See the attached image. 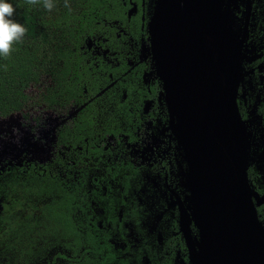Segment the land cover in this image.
Returning <instances> with one entry per match:
<instances>
[{"label":"trees","instance_id":"trees-1","mask_svg":"<svg viewBox=\"0 0 264 264\" xmlns=\"http://www.w3.org/2000/svg\"><path fill=\"white\" fill-rule=\"evenodd\" d=\"M12 2L18 13L14 18L26 26L27 32L23 41L14 46L10 56L0 58L1 119L21 114L33 104V109L37 112L38 108L42 107L40 115L37 116L39 123L47 109H64L73 102L83 104L94 96L95 89L101 84L106 86V76L101 77V72L91 69L94 68L93 63L88 64V61L92 60L84 52L89 40L94 41L106 36L109 29L104 21L110 18L112 12L119 11L120 0H69V8L64 7V0H56V7L51 12L46 11L39 3H30V0ZM42 84H46L44 90L33 100L29 91L34 87H41ZM126 90V100H122L121 95L120 100H113L111 92L92 101L90 106H134L133 116L128 113V117L125 112V117L120 118L126 120L127 128L119 127L121 120L114 119L113 110L88 108L76 125L75 134H64V139L74 138L75 143H78L86 138V151L94 153L98 151L94 146L98 136H131L126 130L129 124H133V118L139 121V106L142 105L143 96L140 89L130 81ZM85 91L88 92L87 97ZM158 96L159 101L153 103L154 111L166 127L169 118L162 85L158 87ZM168 138L171 140V135ZM171 146L173 155L165 156L163 153L156 156L153 167L145 172L135 168L125 159L121 162V167H118L119 173H113V166L108 163L106 156L103 164L108 166L109 175L98 177L99 184L107 187L110 193L114 186L117 196L101 195L98 191L90 194L85 190V180L89 184L92 173L96 174L92 165L96 164L95 158L99 156H85L86 162L82 166H70L61 171L47 165L39 168L33 164L12 168L2 174L6 177L1 176L6 182L5 186L0 185L5 197L2 203L4 221L8 224L10 232L15 231L19 239L28 244L30 251L36 247V236L40 240L44 239L49 230L53 229L69 241L63 244L65 248L75 252H79L81 248L85 249L81 256L84 260L78 264H130L131 259L123 258L118 251H112L109 240L114 234L126 232L123 229H120V233L117 232L120 222L114 211L124 206V217L127 219L128 207L132 202L135 203L136 219L131 220L135 225V232L146 235L147 230L141 223L149 213L146 212L147 208L138 205L134 195V190L137 197L142 195L143 189L152 192V186L146 185L143 174L149 173L154 178L158 175L163 179L167 178L170 189L188 204L186 197L189 193L185 184L181 185L177 173L175 143L172 140ZM79 161L83 163L82 158ZM125 200L128 203H125ZM161 206L162 203L156 205L157 212L163 211L164 207L160 209ZM97 208H103L107 213L101 224L96 221L94 210ZM189 211L192 212L191 207ZM107 222L111 223V228H108ZM157 232L165 239L163 249H158L156 243L152 242V248L156 251L152 256L149 247L143 246L148 254L137 253L134 264H144V257L149 258L151 264H174L177 256L186 264H190L187 246L180 232L177 211L165 216ZM192 234L194 239L198 240L199 233L194 225ZM105 251L107 254L102 255ZM140 253H143L142 250ZM91 256L97 258L93 259Z\"/></svg>","mask_w":264,"mask_h":264},{"label":"water","instance_id":"water-1","mask_svg":"<svg viewBox=\"0 0 264 264\" xmlns=\"http://www.w3.org/2000/svg\"><path fill=\"white\" fill-rule=\"evenodd\" d=\"M149 34L168 131L182 140L189 165L192 212L177 204L189 262L264 264V228L248 183L237 104L242 50L225 0H158Z\"/></svg>","mask_w":264,"mask_h":264},{"label":"flooded vegetation","instance_id":"flooded-vegetation-1","mask_svg":"<svg viewBox=\"0 0 264 264\" xmlns=\"http://www.w3.org/2000/svg\"><path fill=\"white\" fill-rule=\"evenodd\" d=\"M157 2L158 0H120L119 11L112 12L110 18L104 21L109 29L106 36H101L94 41L89 40L84 52L92 60L88 61V64L93 63L94 68L91 69L101 72V77L106 76V86L103 87L101 84L98 89H95L94 96L83 104L73 102L67 108L47 109L44 112V115L51 119L59 117L63 120L54 133L50 161L46 164L29 163L28 166L33 164L40 168V166L47 165L54 170L61 171L70 166L74 168L77 165L82 166L86 162L85 156H99L95 158L96 164L92 165V168L96 169V174L92 173L89 184L85 180V190L87 189L90 194L93 191H98L101 195L117 196L114 186L110 193L107 187L99 184L98 177L109 175L108 166L103 164L104 158L108 156V163L113 166L111 169L113 173H119L118 167H121V162L125 159L135 168L145 172L153 167L152 163L156 156L163 153L165 156L173 155L172 140L175 143L174 158L177 173L181 179V185L184 183L189 193V196L186 197L188 201L191 192L187 187L186 180L189 165L185 147L181 139H175L168 131L169 124L164 127L154 111L153 103L160 99L158 87L162 85L164 88L156 74L149 34V25L154 16ZM225 11L228 13V22L233 38L240 44L242 50L241 81L238 88L237 104L246 134L248 183L258 219L264 228V0H225ZM128 81L138 87L143 96L142 105L139 106V121L133 118V124H129L128 130H126L132 134L131 136L125 134L98 136L94 142L98 151L94 153L86 151L88 142L86 138L78 143H75L74 138L64 139V134H75L74 129L88 108L111 109L114 112L115 120L124 118L125 112L133 116L134 106L118 104L109 107L99 104L90 106L92 101L101 98L105 93L112 92L113 100H120V95L122 100H126ZM84 93L87 97L88 92ZM150 97L153 99H149ZM41 108H38L37 116L40 115ZM129 114L128 117H130ZM120 120L119 127L127 128L126 120ZM170 135L171 140L168 138ZM81 158L83 163L79 161ZM22 167L26 166L18 168ZM143 179L147 186H152V192L143 189L142 195L137 197L136 190H134V195L138 205L147 208L146 212L149 213L141 223L142 227L147 230L146 235L135 232V225L131 221L136 219L135 203L132 202L128 207L127 219L124 217V206L114 211L120 222L117 232L120 233V229L126 232L114 234L109 240L113 248L112 251H118L123 258L133 260H130V264L136 263L134 258L137 253L148 254L143 246L149 247V253L152 256L156 253L152 248V242L156 243L158 249H163L165 239L157 232L158 227L168 213H175V211L179 213L177 204L179 200L183 201L178 193L170 189L167 178L163 179L159 175L154 178L149 173H144ZM124 202L128 203L127 200ZM161 203L163 206L160 209L164 207L163 211L157 212L155 207ZM185 205L190 210L189 201ZM94 213L96 221L99 224L103 223V218L107 215L105 210L97 208ZM107 224L108 228H111V223L107 222ZM141 250L143 253H140ZM174 261V264H186L179 256ZM151 262L149 258H143L144 264H151Z\"/></svg>","mask_w":264,"mask_h":264},{"label":"rangeland","instance_id":"rangeland-1","mask_svg":"<svg viewBox=\"0 0 264 264\" xmlns=\"http://www.w3.org/2000/svg\"><path fill=\"white\" fill-rule=\"evenodd\" d=\"M44 85L46 84L29 91L33 100L38 98L37 95H41ZM33 107L32 104L23 113L11 118H0L1 186L6 184L5 180H2L6 176L2 174L7 170L28 166L29 163L46 164L51 159L54 133L63 119L59 117L51 119L44 115L46 112L44 111L38 123L37 110ZM4 199L3 190L0 189V264H78L84 260L81 256L85 249L81 248L79 252H75L65 248L63 244L69 241L53 229L49 230L44 239L40 240L36 236V247L30 251L28 244L19 239L15 231L10 232L8 224L4 221L2 206ZM106 254V251L102 253Z\"/></svg>","mask_w":264,"mask_h":264},{"label":"clouds","instance_id":"clouds-1","mask_svg":"<svg viewBox=\"0 0 264 264\" xmlns=\"http://www.w3.org/2000/svg\"><path fill=\"white\" fill-rule=\"evenodd\" d=\"M30 3H39L48 12L56 7V0H30ZM64 7H70L69 0H64ZM17 14L12 0H0V58L10 56L27 32L26 26L14 18Z\"/></svg>","mask_w":264,"mask_h":264}]
</instances>
